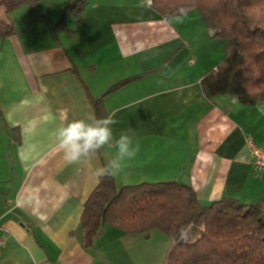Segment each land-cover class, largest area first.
Wrapping results in <instances>:
<instances>
[{
  "label": "crops",
  "instance_id": "obj_1",
  "mask_svg": "<svg viewBox=\"0 0 264 264\" xmlns=\"http://www.w3.org/2000/svg\"><path fill=\"white\" fill-rule=\"evenodd\" d=\"M77 1L0 10L15 29L0 39V264H166L173 243L158 230L107 225L84 247L95 171L116 149L69 164L55 129L96 117L101 101L118 121L114 137L129 131L140 145L112 176L118 187L177 182L203 206L225 198L264 206V174L250 157L251 145L264 149V100L205 96L201 81L225 53L199 13L167 19L145 0H81V13H65Z\"/></svg>",
  "mask_w": 264,
  "mask_h": 264
},
{
  "label": "trees",
  "instance_id": "obj_2",
  "mask_svg": "<svg viewBox=\"0 0 264 264\" xmlns=\"http://www.w3.org/2000/svg\"><path fill=\"white\" fill-rule=\"evenodd\" d=\"M40 1L0 0V10L8 16ZM152 8L167 19L197 12L223 42V62L201 81L208 99L230 95L245 106L264 100V0H153ZM83 9L79 0L65 13ZM8 19H0L1 40L14 34ZM100 104L97 118L106 117ZM107 225L125 234L162 232L173 243L166 264H264V206L227 198L203 206L177 182L118 187L112 176L100 178L81 216L84 247Z\"/></svg>",
  "mask_w": 264,
  "mask_h": 264
},
{
  "label": "clouds",
  "instance_id": "obj_3",
  "mask_svg": "<svg viewBox=\"0 0 264 264\" xmlns=\"http://www.w3.org/2000/svg\"><path fill=\"white\" fill-rule=\"evenodd\" d=\"M258 110L264 112V107L258 105ZM116 123L115 113L103 118L73 119L61 123L53 135L58 149L69 164L90 159L105 146L114 147V158L95 171L97 178L114 176L122 170L125 161L134 160L140 151L139 143L129 131L121 132L118 138L114 137L111 126ZM29 128L34 130L35 124L30 122ZM30 149L34 150L35 145H31Z\"/></svg>",
  "mask_w": 264,
  "mask_h": 264
},
{
  "label": "built area",
  "instance_id": "obj_4",
  "mask_svg": "<svg viewBox=\"0 0 264 264\" xmlns=\"http://www.w3.org/2000/svg\"><path fill=\"white\" fill-rule=\"evenodd\" d=\"M145 4L149 7H152L153 0H145ZM250 157L252 160V166L254 167L255 171L264 174V149L257 148L251 145ZM2 244L3 240L0 239V254Z\"/></svg>",
  "mask_w": 264,
  "mask_h": 264
},
{
  "label": "rangeland",
  "instance_id": "obj_5",
  "mask_svg": "<svg viewBox=\"0 0 264 264\" xmlns=\"http://www.w3.org/2000/svg\"><path fill=\"white\" fill-rule=\"evenodd\" d=\"M66 11V10H65ZM11 16V15H10ZM61 23V22H60ZM60 23L57 25V26H59L60 25ZM56 28V27H55ZM159 232V231H158ZM167 239H165L167 242H169V240H168V237H166ZM168 255V254H167ZM167 257L168 256H166V260L165 261H167ZM166 263V262H165Z\"/></svg>",
  "mask_w": 264,
  "mask_h": 264
},
{
  "label": "water",
  "instance_id": "obj_6",
  "mask_svg": "<svg viewBox=\"0 0 264 264\" xmlns=\"http://www.w3.org/2000/svg\"><path fill=\"white\" fill-rule=\"evenodd\" d=\"M213 33V31H211Z\"/></svg>",
  "mask_w": 264,
  "mask_h": 264
}]
</instances>
